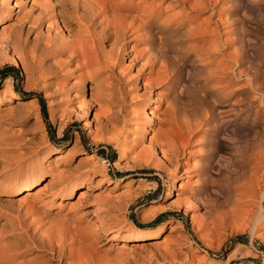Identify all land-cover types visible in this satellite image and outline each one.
<instances>
[{
	"label": "rangeland",
	"instance_id": "obj_1",
	"mask_svg": "<svg viewBox=\"0 0 264 264\" xmlns=\"http://www.w3.org/2000/svg\"><path fill=\"white\" fill-rule=\"evenodd\" d=\"M164 5L168 14L179 9L166 2L163 8ZM215 7L208 30L215 25L223 29L221 38L228 39L226 46L221 47V53L213 55L190 50L185 60L173 59L171 50L166 52L162 60L177 69L180 81L174 85L173 93L169 85L154 90L153 97L159 92L161 105L155 107L157 104L151 101L146 106L145 111L151 117L146 123L150 130L143 143L134 146L112 124L99 128L94 120L96 114L99 116L98 97L103 93L110 94L113 109H119L118 122L114 121L118 126L127 119L126 114L141 111L134 104L136 98H131L135 93L128 92V81L135 69L129 67L127 57L113 71L103 61L95 66V69L102 66L100 80L86 79V91L81 95L87 101L91 87L92 106L83 114H76L69 113L72 103L61 89L66 80H73L74 75L70 73L74 65H65L61 70L53 68L52 54L44 51L47 57L43 64L47 71L41 75L42 70L30 69L21 60L18 65L12 64L8 60L9 50L0 42V139L20 133L41 141L40 145L49 150L38 158L47 169L46 178L57 167L68 162L76 165L85 158L104 171L95 170L87 194H80L77 189L61 203L59 197L51 199L43 194V181L29 189V193L22 190L11 195L8 201L13 203V208L7 207L8 202L0 206L1 246L10 239L8 230L17 224L18 217L22 222L27 220L34 223L33 227H40L46 241L50 238L59 243L62 224L70 229L86 225L95 228L98 217L109 213L120 222L117 231L101 232L98 239L85 240L80 235H72L61 243L65 248L62 258L70 261L72 256L71 264H77L81 256L79 262L88 264L96 261L99 264H264V221L254 219L258 200L255 202L245 189L257 161L252 154L253 147L264 135V103L260 102L264 97V0H219ZM208 14L189 12L183 17L180 30L188 33L194 27L206 26ZM52 15L48 0H0V29L4 26V31H11L20 27L25 44L39 55L43 43L61 44L71 40ZM228 30L231 32L225 34ZM151 34H155L158 46V32L153 29ZM200 45L210 44L201 41ZM133 46L137 54L144 50L145 56L148 55L147 43L138 41ZM152 56L157 58L156 50ZM60 60L65 61V55ZM144 61L139 57L137 65ZM6 65H13L17 70L3 78L1 69ZM259 88L263 93L257 91ZM39 98L46 105V117ZM248 103L251 104L249 111L245 109ZM171 107L178 108L179 116L187 123H182L179 117L180 123L174 129V136L177 135L174 141L184 153L179 157L177 174L169 175L167 169L157 166L161 162L160 151L148 159L144 146L156 132L157 124L169 119ZM156 115L158 123L153 117ZM185 119L197 124L194 132L186 128L189 122ZM180 124L186 129H181ZM55 156H60L58 161L54 160ZM1 172L0 193L4 182L17 174L11 170ZM259 201L264 212V196ZM161 214L164 215L159 218ZM158 226L161 227L149 236L125 237L132 227L154 229ZM110 234L114 235L108 239ZM29 256L33 252L15 261L22 262Z\"/></svg>",
	"mask_w": 264,
	"mask_h": 264
},
{
	"label": "bare ground",
	"instance_id": "obj_2",
	"mask_svg": "<svg viewBox=\"0 0 264 264\" xmlns=\"http://www.w3.org/2000/svg\"><path fill=\"white\" fill-rule=\"evenodd\" d=\"M217 1L219 0H48L50 11L55 18V22H57L60 28L62 27L66 30L68 38H71L70 41L66 40L61 44H56L51 41L45 44L43 43V49L41 48L42 51L41 53L39 52V55L33 47L29 48L25 44L19 26V28L12 29L11 31H4L3 26L0 29V42L6 47V50H9L8 60L12 64L18 65L17 63L21 60L24 64H29L30 69L36 67L38 68L36 71L42 70L41 75H44L45 71H47L44 69L43 61L46 54L49 53L52 54L53 57L51 60V66L53 68L61 70L65 65H74V71L70 73L74 75L73 80H66L65 85H63L61 89L72 103L69 113L73 112L76 114L81 112L83 114V112H86L92 106L91 104L94 99L92 88L90 87V98L87 101L83 100L81 95L85 94L86 91L84 84L86 79L90 78L92 81L100 80L101 74L99 69L102 68V66L99 69H95V66H99L103 61V63L109 66L111 71H113L115 66H119L118 63H120L123 57H127L128 64L130 65L128 66L135 69L134 76L132 75V78L128 81V92L129 94L135 93L131 98H136L134 104L138 105L141 111L138 113L136 112V114L135 112L126 114L127 119L122 121L121 126H118L114 121L118 122V117L116 118V116L119 109H113L114 100L111 99L109 96L110 94L103 93L98 97L100 101V111L99 116L96 114L94 120L96 121L95 124H99V128L107 127L108 124H112L123 134L125 140L130 138V143L134 146L135 144L143 143L146 133L150 130L146 123L148 122V118L151 117H149L145 111L146 106H148L151 101L154 102L155 105L157 104L155 107L161 105V103L158 102L160 101L158 96L159 92L153 97L154 90L157 87L169 85L173 93V91H175L174 85L177 81H180V75L177 69H174L171 63V65H169L162 60L166 52L171 50V53L174 55L173 59L180 58L185 60V55L190 50H202L205 51L207 55H213L221 53V47L226 46L225 44L228 39L223 40L221 38L224 35V32H222L223 29L219 30L218 25H215L213 26L215 28L212 27L213 29L210 30L209 28L210 31L208 30L210 22L214 19L213 14L216 9L215 4ZM165 2L173 4L175 7H179V9L177 11L175 10L173 14H168L167 11H165L167 6L164 5L165 7L163 8ZM189 12H209L206 18V26H204L206 28L198 26L190 29L188 33L181 31L180 25H183V17H186ZM57 20H59V23ZM159 20H162L161 23L163 24L158 23ZM171 23H174L175 26H172ZM30 28L31 27L28 26L27 29L29 30ZM153 29L156 30V33L158 32V46L155 38L156 36H153L155 34H151ZM73 32H75V36H73ZM228 32L231 31L228 30L225 34ZM138 41H143L149 45V49L146 51L148 54L146 56H149L148 58H144L146 57L144 50L139 54L133 51V45ZM201 41L203 43H209L210 45L207 47L201 46ZM130 43L132 44L131 46ZM155 50L157 52V58L152 56ZM44 51H48V53ZM63 55L66 57L65 61L60 60ZM139 57H142L145 61L138 66ZM98 85L100 87L101 83H98ZM138 88H141L142 92H139ZM263 89L259 88L257 91L259 90L263 93ZM78 93L80 94L79 96ZM260 102L264 103V97ZM169 107L167 108L168 110ZM174 107H171L172 111H169V119L167 118L161 125L157 124L156 132L148 137V143L144 146V151L148 159L149 157L152 158L153 155L155 156L157 150L160 151L161 162H159L157 166L167 169L169 175L171 173L177 174L179 169V157L184 153L183 148L177 145L179 143L177 142L176 144L174 141V137L177 136H174L176 131L174 129L177 122L180 123L179 117L182 119L177 111L179 109ZM245 107V109L249 111L251 109V104L248 103ZM194 108H196V106L194 107L193 105V109ZM153 117H155L156 123H158L159 116L156 115ZM183 121L184 118L182 119V123ZM186 123L183 125L187 126ZM193 124L189 122L186 127L190 133L194 132L198 127L196 123ZM179 127H181V129L185 128H182V125ZM128 129H132L131 132H128ZM40 142L33 136H25L20 133L6 135L0 139V172L3 170H11L17 173L13 177L8 178L2 185L4 186V190L0 194L4 197L0 198V206L4 205L2 204L3 202H8L7 207L13 208V203L8 201L11 200V195L17 194L22 190L29 193V189L42 181L44 182V186H42L44 188L40 190L43 194L50 196L51 199L59 197L61 203L71 198L77 189H80V194L86 193L92 184L90 181L95 170L98 169L102 173L104 172L97 163L86 160L85 158V160H78L76 165H72L68 162L66 166L61 168L57 167L56 172H52V175L46 178L47 169L46 167H42V163L38 158L42 153L46 154L49 150L42 147ZM253 148L254 152L252 154L257 158V161L254 167L255 169L252 170V173L249 175V181L245 185V189L251 194L252 198H255L254 201L258 200V207L255 208V212H252L254 213V219L256 218L258 222H261L264 221V212L263 209L260 208L259 203V199L261 200L264 196V135L256 140V144ZM59 158L60 156H55L54 160L58 161ZM152 162L153 161H151V163ZM258 173H260L259 176ZM77 174L79 176H77ZM98 183L99 182L93 183V185ZM95 200H97V197ZM28 213V210L24 213V220L27 219ZM17 216L18 215H16V217ZM97 220L99 223L95 228H92L93 226H90V228L86 225L82 228L70 229L71 227L61 223L62 227L60 231L62 233L58 243L50 238L46 241V238L41 235L43 231L41 232L40 227H33L32 225L34 223L28 222L27 220L26 222H22L21 217H18L17 224H14L15 226L12 227L13 229L11 228L12 230H8L11 231V233L8 232L10 233V239L7 240V238L6 244L0 245V264H71V261L74 260L72 256L70 261L62 258V256H65L63 255L65 248L62 246V242H64L66 238L68 239V237L72 235H80L81 239L85 240L94 237V239H98L101 232L105 234L108 231H117L120 228L118 227L120 222L114 219L109 213L98 217ZM160 227L161 226H158L154 229L132 227L128 231V235L126 234L127 236H125V234L123 235V239L124 236L126 239L130 237L143 238L149 236V233H155ZM44 234L45 233H43V235ZM113 235L110 234L107 238H112ZM56 238L59 239V236ZM81 239L79 241H81ZM80 247L82 246L80 245ZM75 250H77L76 247ZM29 252H33V256L27 257L26 260L22 262L15 261L17 257H25V254ZM71 255H73V253H71ZM81 257H79L78 263L76 257V263L88 264L86 262H79L82 260L80 259ZM86 259L87 258H85V260ZM95 261L96 260H94V262ZM95 264L99 263L96 261Z\"/></svg>",
	"mask_w": 264,
	"mask_h": 264
},
{
	"label": "trees",
	"instance_id": "obj_3",
	"mask_svg": "<svg viewBox=\"0 0 264 264\" xmlns=\"http://www.w3.org/2000/svg\"><path fill=\"white\" fill-rule=\"evenodd\" d=\"M16 67L15 66H13V65H6L5 67H3L2 69H1V72H2V77L3 78H5L7 75H9V74H11L12 72H16ZM39 102H40V104H41V111H42V113H43V116L44 117H46V105H45V103H44V101H43V98H39ZM101 153H103V151H101ZM164 214H161V215H159V218L161 217V216H163Z\"/></svg>",
	"mask_w": 264,
	"mask_h": 264
}]
</instances>
